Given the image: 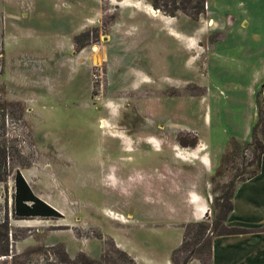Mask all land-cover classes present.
Segmentation results:
<instances>
[{
    "label": "rangeland",
    "instance_id": "374dc122",
    "mask_svg": "<svg viewBox=\"0 0 264 264\" xmlns=\"http://www.w3.org/2000/svg\"><path fill=\"white\" fill-rule=\"evenodd\" d=\"M167 1L161 4L166 6ZM32 6L0 0V147L6 151L10 174L0 182V264L52 262L60 245L72 259L84 253L99 260L104 249L103 241L95 237L99 232L125 248L128 244L140 264H150L146 260L162 258L164 249L160 236L149 235L140 224L159 208L143 200L145 179L130 183V175L132 169L160 165L161 155L151 152L143 157L124 151L117 140L105 136L99 118L108 116L115 131L129 134L151 126L156 131L158 126V135L161 132L183 148L193 149L180 145L179 137L187 145L194 139L198 144L200 138L213 153L221 139L241 131L253 113L257 94L263 103L264 0H206L198 20L177 13L171 28L190 39L171 37L167 26L157 20L126 21L113 29L108 49H103L119 15L118 10L111 11L81 49L91 56L98 47V55H108L110 85L104 63L90 70L67 61L74 59L73 37L88 28L91 9ZM171 8L168 3L167 9ZM38 58L45 61L43 69L30 63ZM95 70L101 71L98 80ZM26 108L40 148L24 120ZM255 113L256 123L257 107ZM151 117L156 123L148 120ZM260 130L257 136L264 143ZM230 139L238 146L221 164ZM230 139L210 178L208 222L216 214L215 199L228 190L229 182L240 183L257 169L252 137ZM104 148L115 160L114 169L106 166ZM166 155L172 164L191 165L173 159L172 152ZM16 170L62 219L13 218ZM165 175L164 186L169 187L173 177ZM150 182L149 186L159 187L158 179ZM128 215L134 223H125ZM105 242L109 256L115 257L109 241ZM5 249L11 256H1Z\"/></svg>",
    "mask_w": 264,
    "mask_h": 264
},
{
    "label": "crops",
    "instance_id": "0c3cea01",
    "mask_svg": "<svg viewBox=\"0 0 264 264\" xmlns=\"http://www.w3.org/2000/svg\"><path fill=\"white\" fill-rule=\"evenodd\" d=\"M17 3L23 6L44 4L61 11H81L85 8H90L92 15L87 18L88 28H86L84 32L99 28L106 14H109L113 10H118V18L109 29L110 33L105 39V45L102 47L103 49H108V44L113 36V29L116 26L126 21L135 22L136 19L139 18H147L161 22L164 26H167V32L171 37L179 39L182 36L190 39L189 35H182L178 31L172 29L171 24L174 23L175 18L164 16L159 11L154 10L149 4V0H17ZM128 33L130 34L132 31L127 32V35H129ZM74 37L72 45L70 46L71 55H74V59L73 57L67 58L69 64L72 67L84 65L91 70L94 64L104 63L108 73V85H110L109 77L112 72V64L108 55H98V47L97 51H94L95 48L93 49V54L91 56L85 54L84 50L78 51L74 43ZM96 54L98 56H96ZM30 63L33 66L35 65L37 69H43L45 61L44 59L38 58L34 61L31 60ZM44 81L47 85L48 80L46 79ZM89 89H91V91L93 89L91 83H89ZM262 96L264 99V87L262 89ZM88 107L91 106L88 105ZM44 108H46V104H43L42 109L46 111ZM102 108L104 107L102 106ZM253 108L252 115L249 116V119L241 127V131L235 134H228L221 139L218 146H215L213 153L209 152L210 148L207 143L200 138H198L197 147L193 149L183 148L176 142L165 139L161 132L158 135V126L156 131H154V127L151 126L150 129L148 128L145 131L129 134L126 130L124 131L122 129L115 131V129L112 128V122L108 116L99 118V127L103 128L105 136H108L112 140H117L118 145L124 151L137 152L139 156L143 157H147L151 152L161 155L160 165L154 167L147 166L148 168L140 169V171H137L139 169L136 171L132 169L134 174L131 172L132 174L130 175V183H133L134 179H145L146 186L143 192V200L150 205L157 204L159 208L156 212L150 213L151 216L147 219L145 224H140V229H143L146 233H149V235L151 232L160 236V245L164 249L162 254L163 257H159L156 260H154L155 257H152L147 259L146 262L150 264H171L170 258L172 252L182 243L184 233L183 226L190 223L201 222L205 220L207 216L210 217V215L212 217V214H209V211H211V201H209V196H211L209 190L210 178L219 163L225 148V143L228 139L234 137L241 141H250L252 137L251 130L257 120L255 101L253 102ZM28 115V109L26 108L23 116L24 120L29 124L30 129L32 128L31 134L33 135L37 147L40 148L35 137L34 128L28 120ZM148 120L152 123H156L153 117ZM110 145L111 143L109 142L107 148H109ZM107 151L108 150L104 148V152L108 154L106 166L114 169L115 160L113 157H110ZM168 152L173 153V159L176 161L182 163L187 162L191 165L183 168L179 165L172 164L166 157ZM102 165L105 166L104 163H102ZM165 172H168V175L173 177L172 184L169 187L164 186V183L167 184L164 181L167 179ZM155 178L160 181L159 187L157 188L151 187L152 185L149 186V184L152 183L150 180ZM147 181L149 182L147 183ZM27 184L39 199L48 203L34 192L29 182H27ZM130 188L133 190L134 186L132 185ZM232 203L233 210L225 221L226 226L229 228H241L249 230L250 232L244 235L213 238L210 264H264V153L261 157L258 173L254 177L236 184ZM110 213L112 212H108V215L112 217ZM128 217L130 218L127 219L125 223H134L132 222V216L128 215ZM112 218L115 219L114 217ZM103 236L108 237L105 235ZM114 242L120 250L133 259L135 264H140L138 256L129 249L128 244L127 248H125L119 242ZM189 264L201 263L197 260H193Z\"/></svg>",
    "mask_w": 264,
    "mask_h": 264
},
{
    "label": "trees",
    "instance_id": "16d2710c",
    "mask_svg": "<svg viewBox=\"0 0 264 264\" xmlns=\"http://www.w3.org/2000/svg\"><path fill=\"white\" fill-rule=\"evenodd\" d=\"M166 0H150V5L154 10L159 11L162 15L175 18L177 13H181L193 20H198L200 16L204 13V4L206 0H168L166 3L171 5V9H167V5L163 6L161 3ZM111 20H114L113 18ZM98 31L97 28L91 29L80 35L74 37V43L77 47V50H81L85 47L86 43L89 41L91 34H95ZM262 94V92L260 93ZM263 103H259L258 94L255 99V105L257 107L258 121L253 125L251 130L252 143L253 147L257 149L255 154L257 160V169L256 171L246 179H243L239 182L246 181L254 177L260 168L261 157L264 153V143H262L258 136L257 131L259 129L263 139H264V100ZM19 104V103H16ZM10 105H13L10 103ZM24 115V113H23ZM178 142L180 145L185 147H195L197 145V140L187 145L179 137ZM238 144L235 140L230 139L227 144V150L223 155L221 164L226 162V158L230 154V151L237 147ZM220 172V171H219ZM218 173V172H217ZM9 172L6 167V151L0 147V182H5L9 176ZM220 175V174H219ZM13 206H12V216L16 220H28V219H51L58 220L62 219V215L56 209L39 199L31 190L26 180L22 176L19 170H16L13 175ZM236 184L234 182H229L226 192L214 201L213 210L216 214L211 219V222H208V218L201 222H195L186 224L183 226V239L181 245L175 249L171 254V264H189L193 260L199 261L201 264H210L212 256V240L215 237L221 236H233V235H244L249 233V230L241 228H229L226 226L225 221L227 220L229 214L233 210L232 198L234 194ZM8 236V233H6ZM7 236L6 240H7ZM96 238L103 241V252L99 260H93L84 253H78L75 258H70L62 245L52 247L57 249V252L53 253L55 259L52 262L45 261L44 264H117V263H126V264H135L133 259L128 256L125 252L120 250L114 241L109 237H104L101 232H99ZM112 248V253L115 255L109 256V252L106 251L107 242ZM4 257H9L10 252L8 249H5L2 252Z\"/></svg>",
    "mask_w": 264,
    "mask_h": 264
},
{
    "label": "built area",
    "instance_id": "2783aa9c",
    "mask_svg": "<svg viewBox=\"0 0 264 264\" xmlns=\"http://www.w3.org/2000/svg\"><path fill=\"white\" fill-rule=\"evenodd\" d=\"M95 71L96 73H94L93 75H94L95 80H98L99 78H101V71L100 70H95ZM209 201L212 202V197H209Z\"/></svg>",
    "mask_w": 264,
    "mask_h": 264
},
{
    "label": "bare ground",
    "instance_id": "6f19581e",
    "mask_svg": "<svg viewBox=\"0 0 264 264\" xmlns=\"http://www.w3.org/2000/svg\"><path fill=\"white\" fill-rule=\"evenodd\" d=\"M97 50H98L97 48L94 49V51H97Z\"/></svg>",
    "mask_w": 264,
    "mask_h": 264
}]
</instances>
